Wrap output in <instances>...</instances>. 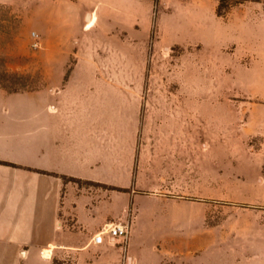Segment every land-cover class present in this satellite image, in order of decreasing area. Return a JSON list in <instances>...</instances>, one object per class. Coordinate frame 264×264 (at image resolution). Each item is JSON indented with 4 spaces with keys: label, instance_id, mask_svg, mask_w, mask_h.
<instances>
[{
    "label": "rangeland",
    "instance_id": "374dc122",
    "mask_svg": "<svg viewBox=\"0 0 264 264\" xmlns=\"http://www.w3.org/2000/svg\"><path fill=\"white\" fill-rule=\"evenodd\" d=\"M112 2L138 11V0ZM218 3L143 0L146 24L91 28L94 38L81 36L89 10H69L75 5L70 0H0V93H20L5 98L12 112L25 106L20 125H29L31 90L60 87L75 61L94 60L98 66L89 71L100 89L85 106L101 122V144L109 132L126 146L134 139L130 172L96 163L77 171L111 181L63 179L84 193L114 190L118 195L96 204L100 213L118 211L127 194L124 217L133 230L109 264H264V0ZM159 13L171 15L176 29L164 21L162 34L174 31V37L156 43ZM52 27H65L63 40ZM110 32L117 35L108 39ZM129 32L148 36L141 41ZM77 38L93 50L77 54ZM54 44L65 51H52ZM78 71L83 76L86 70ZM174 103L180 106L170 108ZM129 106L137 110L131 117ZM173 124L181 132L168 139L165 129ZM129 158H121L123 165ZM62 166L76 169L69 162ZM28 247L27 256L21 251L0 264H98L100 254L53 244L43 258L46 247L37 257Z\"/></svg>",
    "mask_w": 264,
    "mask_h": 264
},
{
    "label": "crops",
    "instance_id": "0c3cea01",
    "mask_svg": "<svg viewBox=\"0 0 264 264\" xmlns=\"http://www.w3.org/2000/svg\"><path fill=\"white\" fill-rule=\"evenodd\" d=\"M142 1L137 2L138 11L118 8L112 0H81L80 2L70 0L75 5L69 6L68 9L78 13L88 9L89 15L84 14L82 22L86 23L91 16L94 19L91 26L82 30L81 36L97 38L95 31L91 34L94 28L136 29V22L146 24L149 17L148 8H142ZM167 20L171 21L169 26L172 30L176 29V21L171 15L165 17L163 13H159L155 20L158 35L154 42H160L165 36L162 34V26ZM64 29L65 27L51 28L53 33H56L54 36H59L62 40L65 37ZM116 35V32H110L107 37L110 39ZM126 36L143 41L148 35L145 32H142V35L129 32ZM165 37L167 40L173 39L174 31ZM80 39L77 38L75 46L77 54L86 49V51L93 50L91 45H80ZM155 45L157 44H154V47ZM50 47L52 51H65L63 44H54ZM96 66L98 64L94 60L78 59L74 62L71 71L67 72V75L64 74L60 87H52L50 90L49 87L31 90L28 93V128L20 125L24 122L25 106L18 105L15 112H12L5 101L6 97L20 93L10 95L0 93V160L18 165L0 163V260H14L21 251L27 256L28 246L33 247L37 257L39 248L63 244L80 245L100 251L94 261L98 264L110 263L111 254L117 246L106 241V243H94L92 231L99 229L106 222L116 223L125 220L127 194L121 195L124 202L118 211L100 213L95 210L96 204L111 194L118 195L114 190H105L102 194L97 190L84 193L82 187H78L79 185L74 182L68 183L69 181H64L62 177L111 181L100 176L91 178L77 171L79 167H93L96 163L112 165L119 172L123 169L130 172L132 169L134 139L130 137V142L126 146L121 136L118 142L115 132L113 135L109 132L106 135L107 142L102 145L101 122L98 116L94 117L90 113V108L87 110L85 106L86 100H91L94 94L99 93L98 80L89 71ZM58 68H63V65ZM80 68L86 70L83 76L78 71ZM177 106L180 105L176 103L169 105L172 109ZM188 106L191 110V105ZM134 107H128L127 113L130 117L137 111ZM13 121L16 123H12ZM169 127L171 128L165 129L168 139L181 132L178 125L173 124ZM188 128L190 136L191 133L195 136V126L192 129L191 126ZM101 151L102 156H100ZM124 155L130 158L123 165L121 158ZM64 162L73 164L76 169L63 167ZM82 199L85 200L84 209L80 207ZM132 230L131 222L130 232ZM131 246L133 244L129 239L127 247ZM43 250H49L48 256L45 257L49 258L52 248L46 247L41 253ZM136 259L140 261L137 255Z\"/></svg>",
    "mask_w": 264,
    "mask_h": 264
},
{
    "label": "built area",
    "instance_id": "2783aa9c",
    "mask_svg": "<svg viewBox=\"0 0 264 264\" xmlns=\"http://www.w3.org/2000/svg\"><path fill=\"white\" fill-rule=\"evenodd\" d=\"M129 232L130 221L124 220L116 223L106 222L97 231H95L92 236V241L97 244L106 241L117 245L128 238Z\"/></svg>",
    "mask_w": 264,
    "mask_h": 264
},
{
    "label": "trees",
    "instance_id": "16d2710c",
    "mask_svg": "<svg viewBox=\"0 0 264 264\" xmlns=\"http://www.w3.org/2000/svg\"><path fill=\"white\" fill-rule=\"evenodd\" d=\"M221 4H222V0H219L218 7H220ZM217 14L220 15L219 10L217 11ZM15 91H17V90H13V92H15ZM0 163L11 165V166H18L17 164H15L13 162H9V161H1L0 160ZM43 172L46 173L45 171H43ZM62 177H63L64 180H73V179L75 180V178H73V177H69V178H67L66 176H62Z\"/></svg>",
    "mask_w": 264,
    "mask_h": 264
},
{
    "label": "bare ground",
    "instance_id": "6f19581e",
    "mask_svg": "<svg viewBox=\"0 0 264 264\" xmlns=\"http://www.w3.org/2000/svg\"><path fill=\"white\" fill-rule=\"evenodd\" d=\"M93 19H94V17L93 16H91V18L89 19V23H87V25H86V27H89V26H91V24H92V22H93ZM129 253V252H128ZM48 254H49V250H43V252L41 253V256L42 257H47L48 256ZM132 255V254H131Z\"/></svg>",
    "mask_w": 264,
    "mask_h": 264
},
{
    "label": "water",
    "instance_id": "95a60500",
    "mask_svg": "<svg viewBox=\"0 0 264 264\" xmlns=\"http://www.w3.org/2000/svg\"><path fill=\"white\" fill-rule=\"evenodd\" d=\"M89 15V13L87 14V16Z\"/></svg>",
    "mask_w": 264,
    "mask_h": 264
}]
</instances>
